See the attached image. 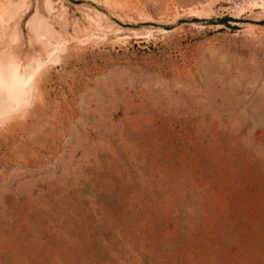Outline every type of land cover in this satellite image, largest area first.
<instances>
[{"label":"rangeland","instance_id":"1","mask_svg":"<svg viewBox=\"0 0 264 264\" xmlns=\"http://www.w3.org/2000/svg\"><path fill=\"white\" fill-rule=\"evenodd\" d=\"M0 3V264H264V0Z\"/></svg>","mask_w":264,"mask_h":264},{"label":"bare ground","instance_id":"2","mask_svg":"<svg viewBox=\"0 0 264 264\" xmlns=\"http://www.w3.org/2000/svg\"><path fill=\"white\" fill-rule=\"evenodd\" d=\"M1 4L2 3H0V6ZM6 7L7 6L5 5L4 8L1 9L0 11L1 15L6 16L5 13H7V9L10 10V8H12V7L10 8H6ZM47 7L48 8L50 7L48 3H47ZM13 8H15V6ZM11 14H13L12 17L15 15L14 9L13 10L11 9ZM4 16H1V17L5 19ZM43 24L40 22L38 26L39 27L38 31L41 33V34L39 33L40 36L41 35L44 36V34L46 33V31L44 30ZM43 31H45L44 34H43ZM47 33H50V32H47ZM45 37H46V34H45ZM14 38H16V36H14ZM14 38L12 39L14 40ZM34 76H35L34 73L33 74L32 73H29V74L21 73V67L17 63H15L13 60H5V58L0 54V120L5 117H8L13 112L20 110L23 106L27 104L29 97L31 95V92H32Z\"/></svg>","mask_w":264,"mask_h":264},{"label":"trees","instance_id":"3","mask_svg":"<svg viewBox=\"0 0 264 264\" xmlns=\"http://www.w3.org/2000/svg\"><path fill=\"white\" fill-rule=\"evenodd\" d=\"M229 22H230V19H228V18H223L220 20L221 25H223L227 28H233V27H230Z\"/></svg>","mask_w":264,"mask_h":264}]
</instances>
